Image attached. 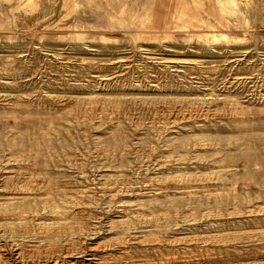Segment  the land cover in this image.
Listing matches in <instances>:
<instances>
[{
  "label": "rangeland",
  "instance_id": "obj_1",
  "mask_svg": "<svg viewBox=\"0 0 264 264\" xmlns=\"http://www.w3.org/2000/svg\"><path fill=\"white\" fill-rule=\"evenodd\" d=\"M0 264H264V0H0Z\"/></svg>",
  "mask_w": 264,
  "mask_h": 264
}]
</instances>
